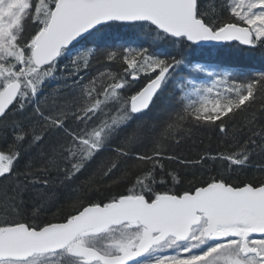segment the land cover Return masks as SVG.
I'll list each match as a JSON object with an SVG mask.
<instances>
[{"label":"snow or ice","instance_id":"obj_1","mask_svg":"<svg viewBox=\"0 0 264 264\" xmlns=\"http://www.w3.org/2000/svg\"><path fill=\"white\" fill-rule=\"evenodd\" d=\"M114 27L176 51L86 47ZM233 42L264 0H0V264H264V71L187 53ZM200 128L224 148L177 155Z\"/></svg>","mask_w":264,"mask_h":264},{"label":"trees","instance_id":"obj_2","mask_svg":"<svg viewBox=\"0 0 264 264\" xmlns=\"http://www.w3.org/2000/svg\"><path fill=\"white\" fill-rule=\"evenodd\" d=\"M149 46L151 45L154 51L169 53H175L176 48L171 43H165V41L157 39L147 29H135L127 27H114L105 30L98 34V36L90 38V42L86 45L87 48H96L97 45L108 46V47H119L123 46ZM157 45L160 48L157 49ZM208 51L203 54L200 50H193L189 48L187 50L188 57L193 58L194 62L198 60L201 63H205L208 66L216 67L218 71H232L234 74L242 73L246 76H251L256 73L264 71V50L253 49L240 45L239 43H231L227 45H209L207 46ZM81 49H77L80 51ZM118 65H108L102 62L93 60L91 62V68L88 70L89 76H99L101 73H107L118 68ZM194 78L198 81H209V77L205 74H195ZM59 84L60 81H56ZM144 83L143 78L135 83V88L138 89ZM133 94V92L128 93ZM168 101L162 99L157 106L159 110L160 105L167 104ZM225 146V137L215 130H206L203 128L192 129L187 138L179 145L174 148L177 155L186 157L189 159L196 158L202 152L222 150ZM167 166L171 168H180L175 162H166ZM122 188L113 186V193L116 191H122ZM104 194H107L108 189L105 188ZM99 197H97L98 199ZM55 211V210H53ZM48 218H52V212L45 213ZM62 218V213H58Z\"/></svg>","mask_w":264,"mask_h":264},{"label":"rangeland","instance_id":"obj_3","mask_svg":"<svg viewBox=\"0 0 264 264\" xmlns=\"http://www.w3.org/2000/svg\"><path fill=\"white\" fill-rule=\"evenodd\" d=\"M200 82L208 83L209 81H200ZM145 258H149V257H145Z\"/></svg>","mask_w":264,"mask_h":264},{"label":"water","instance_id":"obj_4","mask_svg":"<svg viewBox=\"0 0 264 264\" xmlns=\"http://www.w3.org/2000/svg\"><path fill=\"white\" fill-rule=\"evenodd\" d=\"M234 43V42H233ZM241 45V44H240ZM209 46V45H208ZM243 46H245V45H243ZM246 47H249V46H246Z\"/></svg>","mask_w":264,"mask_h":264}]
</instances>
